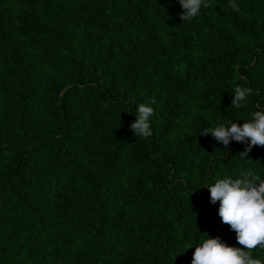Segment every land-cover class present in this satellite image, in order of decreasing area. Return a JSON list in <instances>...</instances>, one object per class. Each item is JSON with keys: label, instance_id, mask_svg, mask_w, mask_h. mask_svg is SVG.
Returning a JSON list of instances; mask_svg holds the SVG:
<instances>
[{"label": "trees", "instance_id": "trees-1", "mask_svg": "<svg viewBox=\"0 0 264 264\" xmlns=\"http://www.w3.org/2000/svg\"><path fill=\"white\" fill-rule=\"evenodd\" d=\"M209 2L182 21L179 0H0V264H191L208 237L240 247L205 185L264 179V147L242 157L246 143L201 133L264 110V0ZM237 86L253 89L239 109ZM141 103L147 139L130 128Z\"/></svg>", "mask_w": 264, "mask_h": 264}, {"label": "clouds", "instance_id": "clouds-1", "mask_svg": "<svg viewBox=\"0 0 264 264\" xmlns=\"http://www.w3.org/2000/svg\"><path fill=\"white\" fill-rule=\"evenodd\" d=\"M179 3L183 9L180 14L182 21H191L200 14L202 7H211L209 0H179ZM229 7L240 11L235 0H230ZM252 94L251 87H235L231 106L236 109L246 107ZM135 115L130 128L136 137L147 139L152 135L150 117L154 115V109L141 103ZM208 133L226 149L232 140L246 143V149L240 153L246 157L253 146L264 147V110L253 112L252 119L242 125L237 122L230 126L221 123L214 128H206L201 134ZM205 186L210 192V202H219L221 222L236 233L240 247L230 246L219 237H208L195 246L191 264H264L253 256L257 248L264 249V179L254 171L246 170L237 178L225 177Z\"/></svg>", "mask_w": 264, "mask_h": 264}]
</instances>
